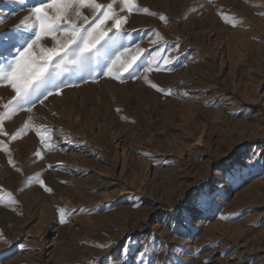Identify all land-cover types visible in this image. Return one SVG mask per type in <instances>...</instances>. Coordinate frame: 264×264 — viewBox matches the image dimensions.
I'll list each match as a JSON object with an SVG mask.
<instances>
[{
	"label": "rangeland",
	"instance_id": "obj_1",
	"mask_svg": "<svg viewBox=\"0 0 264 264\" xmlns=\"http://www.w3.org/2000/svg\"><path fill=\"white\" fill-rule=\"evenodd\" d=\"M38 2L0 0V33ZM136 4L156 15L113 3L120 43L144 50L135 72L72 67L0 125V264H264V0ZM159 50L168 64L145 71ZM13 96L0 86V112Z\"/></svg>",
	"mask_w": 264,
	"mask_h": 264
},
{
	"label": "snow or ice",
	"instance_id": "obj_2",
	"mask_svg": "<svg viewBox=\"0 0 264 264\" xmlns=\"http://www.w3.org/2000/svg\"><path fill=\"white\" fill-rule=\"evenodd\" d=\"M115 2L116 0H112L104 4L97 0H39L33 6L31 15L21 21L15 30L0 33V56H3L5 61L0 63V86H9L14 91V96L3 105L5 111L0 112V125L19 111L27 109L30 112L37 100L43 103V100L53 95L54 91L59 94L63 87L70 86L63 81H57L72 67L86 69L90 76H94L98 58L103 57L105 74L116 80L123 82L122 77L125 73L136 71L134 66L138 68L137 62L144 50L139 45L133 49L120 43L121 37L125 35L123 25L127 23L128 17L115 15L113 8ZM120 3L121 10H127L128 13L135 11L156 15L150 13L147 8L138 7L136 0H120ZM84 8L91 9V21L88 16L82 14L81 9ZM220 14L222 19L233 27L242 23V20L230 18L226 13ZM159 18L166 20L164 16ZM109 21H112L111 25L108 24ZM57 33H61L62 37L58 39ZM45 38H51L54 42L51 47L42 45L41 41ZM118 45L122 50H116L113 54L112 50L117 49ZM162 51H157L147 61L145 71L153 69L161 71V65L168 64V60L161 55ZM145 79L157 91L172 94V89L160 87L147 77ZM30 129L29 118V122L12 134L10 139L16 140ZM48 132L49 129H37V135L45 146L51 140L50 136L46 138L44 135ZM0 134L7 135L3 127H0ZM0 146L5 152L9 151L2 140ZM35 155L43 158L40 152H36ZM9 162L15 167L13 161ZM34 179L43 185L42 179ZM45 190L52 192V189L46 186ZM59 213L61 221L65 222V209L60 208Z\"/></svg>",
	"mask_w": 264,
	"mask_h": 264
}]
</instances>
